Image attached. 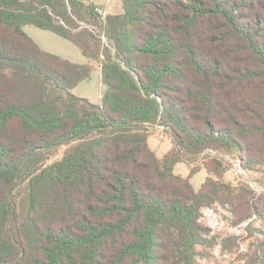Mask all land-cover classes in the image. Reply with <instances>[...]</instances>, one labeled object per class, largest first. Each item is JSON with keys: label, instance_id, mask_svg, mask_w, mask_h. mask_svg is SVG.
<instances>
[{"label": "trees", "instance_id": "obj_1", "mask_svg": "<svg viewBox=\"0 0 264 264\" xmlns=\"http://www.w3.org/2000/svg\"><path fill=\"white\" fill-rule=\"evenodd\" d=\"M98 9L0 0V264H200L203 207L227 204L237 221L264 212L250 189L221 180L218 157L264 171V0ZM27 24L99 64L100 105L71 91L94 66L41 49ZM159 125L172 141L161 158L148 145ZM180 162L188 177L173 172Z\"/></svg>", "mask_w": 264, "mask_h": 264}, {"label": "rangeland", "instance_id": "obj_2", "mask_svg": "<svg viewBox=\"0 0 264 264\" xmlns=\"http://www.w3.org/2000/svg\"><path fill=\"white\" fill-rule=\"evenodd\" d=\"M90 1H93L100 9H105L104 15L120 11V0ZM23 30L45 51L78 64H92L94 68L89 78L77 84L71 91L79 97L88 99L91 103L97 105L102 103L105 87L97 62L85 57L72 42L49 30L28 24L23 26ZM157 133L155 130L149 134L148 145L161 158L172 147V141L169 134L159 138ZM66 148L67 146L62 145L48 153L45 163L60 159ZM210 150L206 149L202 152L203 155L210 154ZM218 153L225 167L221 180L233 187L250 189L252 192L247 196L248 201L260 199L264 210V171L258 167L253 170H244L239 164L236 153ZM195 164L201 168L193 174L190 182L197 190L205 180L207 172L202 167L201 160ZM190 167L188 163L180 162L174 166L173 172L182 177H188ZM212 177L215 178V176ZM22 193L17 196L20 209L23 205L19 202L24 198L23 188ZM199 222L209 228L206 237L208 242L195 245V258L200 264H264V212L237 221L229 205L216 203L203 207Z\"/></svg>", "mask_w": 264, "mask_h": 264}, {"label": "built area", "instance_id": "obj_3", "mask_svg": "<svg viewBox=\"0 0 264 264\" xmlns=\"http://www.w3.org/2000/svg\"><path fill=\"white\" fill-rule=\"evenodd\" d=\"M98 11H99V13L104 14L101 9H98ZM155 130L158 132L157 135L159 138L164 137L163 126H161V125L156 126Z\"/></svg>", "mask_w": 264, "mask_h": 264}, {"label": "crops", "instance_id": "obj_4", "mask_svg": "<svg viewBox=\"0 0 264 264\" xmlns=\"http://www.w3.org/2000/svg\"><path fill=\"white\" fill-rule=\"evenodd\" d=\"M93 2V1H92ZM94 3V2H93ZM96 5V4H95ZM102 11H103V13H104V11H105V9H101ZM117 12H119V10H117L115 13H117Z\"/></svg>", "mask_w": 264, "mask_h": 264}]
</instances>
